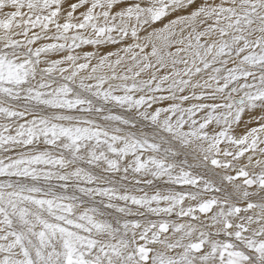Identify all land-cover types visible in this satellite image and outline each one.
Wrapping results in <instances>:
<instances>
[{
    "label": "snow or ice",
    "instance_id": "6c2138e0",
    "mask_svg": "<svg viewBox=\"0 0 264 264\" xmlns=\"http://www.w3.org/2000/svg\"><path fill=\"white\" fill-rule=\"evenodd\" d=\"M0 264H264V0H0Z\"/></svg>",
    "mask_w": 264,
    "mask_h": 264
}]
</instances>
